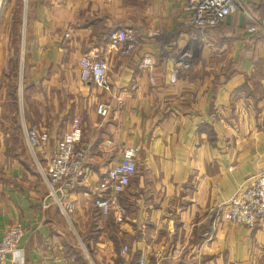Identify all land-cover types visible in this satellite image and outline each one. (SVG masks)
Instances as JSON below:
<instances>
[{
  "label": "crops",
  "instance_id": "crops-1",
  "mask_svg": "<svg viewBox=\"0 0 264 264\" xmlns=\"http://www.w3.org/2000/svg\"><path fill=\"white\" fill-rule=\"evenodd\" d=\"M5 2L0 240L14 225L24 230L5 264H264V224L250 229L219 217L264 170V32L248 31L264 22V0H240L242 9L197 42L186 26L189 0ZM125 27L143 42L130 57L110 45ZM181 55H190V65L174 74L168 59ZM84 56L107 63L105 86L80 80ZM149 56L154 74L141 66ZM99 103L111 105L108 119L96 114ZM74 118L83 122L79 147L91 151L89 180L60 205L24 126L47 131L54 151ZM127 147L140 153L118 220L101 215L93 189ZM41 166L46 173V162Z\"/></svg>",
  "mask_w": 264,
  "mask_h": 264
},
{
  "label": "built area",
  "instance_id": "built-area-1",
  "mask_svg": "<svg viewBox=\"0 0 264 264\" xmlns=\"http://www.w3.org/2000/svg\"><path fill=\"white\" fill-rule=\"evenodd\" d=\"M4 0H0V13ZM191 9L186 26L193 32L191 41L197 42L203 32L210 28L220 26L224 21L242 9L240 0H189ZM250 34L264 32V22H257L250 28ZM70 34L65 35L69 39ZM110 45L117 49L123 57H130L143 46V42L136 37L130 28H122L111 34ZM190 55H181L177 58L168 59L173 66L174 74H178L183 68L190 65ZM141 66L154 74L156 63L153 57H145ZM80 80L84 83H93L103 87L108 82V65L99 58L84 56L80 63ZM112 107L105 103L96 105V114L103 120L111 116ZM24 133L28 147L30 148L37 166L46 178L50 189V196L54 197L61 205L62 197L68 192L74 191L81 183L89 180L85 168L87 159L91 156L88 148H80L83 138V122L80 118H74L71 129L63 134L51 150V136L47 131L24 126ZM107 147L113 146L111 141L104 143ZM140 149L127 147L121 152V160L97 182L93 189L94 205L102 216L117 214V219L124 217V212L119 208V197L130 187L137 172V164ZM46 162L47 171L41 166ZM220 219L231 225H242L255 229L264 224V170L253 176L243 184L233 197L222 207ZM24 230L21 225L10 227L0 240V264H5L8 256L17 251ZM129 252L128 247L120 252L125 257ZM181 250L175 249L173 256H179ZM140 264H147L141 260ZM161 264V263H156Z\"/></svg>",
  "mask_w": 264,
  "mask_h": 264
},
{
  "label": "rangeland",
  "instance_id": "rangeland-1",
  "mask_svg": "<svg viewBox=\"0 0 264 264\" xmlns=\"http://www.w3.org/2000/svg\"><path fill=\"white\" fill-rule=\"evenodd\" d=\"M6 4V2H5V0H4V4L3 5H5ZM11 4V3H10ZM7 5V4H6ZM8 6H9V4H8ZM8 6H7V8H8ZM11 6V5H10ZM12 11H13V9H11ZM19 11L21 12V11H23V9H19ZM18 22H20L21 20H22V14H20L19 15V17H18ZM71 114H69L68 115V117L70 118L71 116H70ZM64 118V117H63ZM60 122V121H59ZM61 125H63L64 124V120H62L61 122ZM86 257H87V254H86ZM88 259V258H87ZM79 260V259H78ZM89 260V259H88Z\"/></svg>",
  "mask_w": 264,
  "mask_h": 264
}]
</instances>
